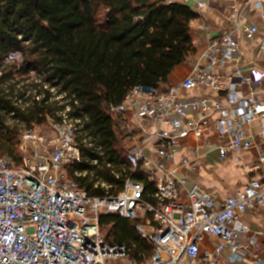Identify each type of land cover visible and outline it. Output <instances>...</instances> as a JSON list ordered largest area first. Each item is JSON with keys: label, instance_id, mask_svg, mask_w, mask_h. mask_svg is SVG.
<instances>
[{"label": "built area", "instance_id": "obj_1", "mask_svg": "<svg viewBox=\"0 0 264 264\" xmlns=\"http://www.w3.org/2000/svg\"><path fill=\"white\" fill-rule=\"evenodd\" d=\"M177 2L189 0H166ZM210 2L196 5L203 9ZM253 10L264 19V0L229 5L228 27L209 39L180 83L162 91L133 88L122 104L110 107L118 130L131 136L122 171L108 165L117 178L130 172L117 193L93 174L95 186L106 190L103 196L70 178L68 167L86 162L82 121L69 116L70 105L57 114L59 120L48 117L23 129L21 162L0 155V264H138L127 247L106 240L100 221L109 214L139 220L136 229L153 248L141 264H264V231L242 221L264 204V153L253 165L261 174L222 202L189 173L199 170L201 139L207 147L214 142L220 160L259 145L247 128L264 118V71L247 61L241 45L259 34L245 19ZM258 50L264 55V35ZM7 60L20 55L13 52ZM84 145H92L89 137ZM90 163L100 168L98 160ZM139 173L156 182L154 191L146 192ZM208 235L218 243L202 250Z\"/></svg>", "mask_w": 264, "mask_h": 264}, {"label": "trees", "instance_id": "obj_2", "mask_svg": "<svg viewBox=\"0 0 264 264\" xmlns=\"http://www.w3.org/2000/svg\"><path fill=\"white\" fill-rule=\"evenodd\" d=\"M191 6L166 0H0V155L21 162L24 128L45 124L71 107L82 121L79 139L86 162L68 167L69 176L93 195L103 196L93 176L117 193L130 173H120L131 136L118 130L111 106L136 87L162 91L169 76L194 54ZM18 52L20 60H7ZM89 137L92 145H84ZM98 160L100 168L91 165ZM87 170L79 177L77 171ZM146 192L155 190L142 173ZM139 220L109 214L106 240L125 246L141 264L152 255Z\"/></svg>", "mask_w": 264, "mask_h": 264}, {"label": "crops", "instance_id": "obj_3", "mask_svg": "<svg viewBox=\"0 0 264 264\" xmlns=\"http://www.w3.org/2000/svg\"><path fill=\"white\" fill-rule=\"evenodd\" d=\"M197 1L199 0H189L188 2V5L198 13V17L194 19L191 26L194 54L186 62L180 64L169 76L167 86L180 83L183 78L190 74L193 61L207 48L209 39L228 27L226 14L229 5L234 4L241 7L244 0H211L209 6L203 9L197 7ZM245 19L247 23H252L259 28V34L254 41L243 39L241 41L242 48L246 52L247 61H252V64L264 71V55L258 50L259 43L264 35V19L261 17L259 10L250 11ZM261 95L264 98V83L261 88ZM144 125L148 128L152 126L146 123ZM263 126L264 118H261V120L252 122L247 128L249 133L258 140L259 145L257 147L247 150V152L233 153L225 160H220L214 142L211 143V147H207L204 145L206 142L203 139L199 140L197 144L200 145L199 148L203 156L198 161L199 170L197 172L188 170L191 177L196 179L202 187L212 190L219 202H222L232 192L247 185L251 177H258L261 174L260 170H253V165L256 163L255 160L264 153ZM190 143L196 144L194 140H190ZM203 145L208 149L207 152L203 151ZM242 221L251 227L253 231H264V204L249 210L243 215ZM217 243L216 238L208 235L202 241V250L212 249ZM226 256L227 253H225ZM251 262L253 261L251 260ZM225 264L232 263L225 262Z\"/></svg>", "mask_w": 264, "mask_h": 264}, {"label": "rangeland", "instance_id": "obj_4", "mask_svg": "<svg viewBox=\"0 0 264 264\" xmlns=\"http://www.w3.org/2000/svg\"><path fill=\"white\" fill-rule=\"evenodd\" d=\"M202 147L204 148V149H203V151H205V152H207V151H208V149H207V148H205V146H204V145H203ZM108 229H109V227H107V226H106V228H104V229H103V232H104V234H106V233H107V230H108Z\"/></svg>", "mask_w": 264, "mask_h": 264}]
</instances>
